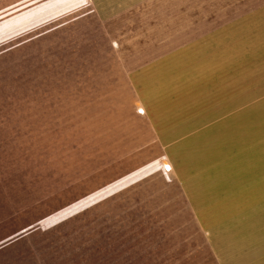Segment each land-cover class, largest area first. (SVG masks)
<instances>
[{
  "label": "rangeland",
  "instance_id": "374dc122",
  "mask_svg": "<svg viewBox=\"0 0 264 264\" xmlns=\"http://www.w3.org/2000/svg\"><path fill=\"white\" fill-rule=\"evenodd\" d=\"M162 1L103 22L86 0H0V264H217L128 77L126 46L158 23L217 34L238 64V111L171 149L203 189L233 187L202 195L204 221L264 189L262 20L245 0Z\"/></svg>",
  "mask_w": 264,
  "mask_h": 264
},
{
  "label": "crops",
  "instance_id": "0c3cea01",
  "mask_svg": "<svg viewBox=\"0 0 264 264\" xmlns=\"http://www.w3.org/2000/svg\"><path fill=\"white\" fill-rule=\"evenodd\" d=\"M86 1L96 12L98 20L103 22L115 19L110 16L115 13L104 16L106 12L99 6H119L125 16L132 6L163 2ZM245 3L248 5V18L251 19L253 15L255 19L257 15V19L262 20L264 36V0H245ZM116 19L126 18L118 16ZM180 20L184 22L187 19ZM158 25L149 43L129 44V49L127 46L125 49L128 77L137 100L144 107L152 132L165 150L170 174L181 185L185 199L197 215L203 230L210 234L216 263L264 264V189L250 194L245 204L231 205L230 219L205 222L201 214L210 210L202 203V195L209 194L216 198L217 205L222 201L224 191H233L232 185L220 182L216 175H210L209 190L206 187L203 189L207 182L206 176L199 175V180L189 176L186 165H183L180 173L170 155L171 149L185 138L193 136L229 112L238 111V64L233 61L232 47L227 50L230 56L224 58L214 41L216 39H212L217 34H207L205 30H192L190 26L185 28L179 24H175L178 28L164 22ZM121 205L122 202L117 206ZM132 211L131 214H137L136 210ZM218 211L223 212V209Z\"/></svg>",
  "mask_w": 264,
  "mask_h": 264
}]
</instances>
